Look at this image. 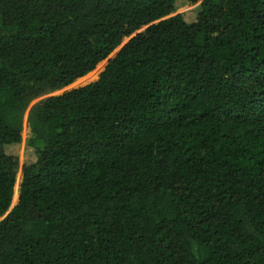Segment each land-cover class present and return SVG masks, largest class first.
<instances>
[{"label": "trees", "instance_id": "trees-1", "mask_svg": "<svg viewBox=\"0 0 264 264\" xmlns=\"http://www.w3.org/2000/svg\"><path fill=\"white\" fill-rule=\"evenodd\" d=\"M199 1L0 0V264H264V0Z\"/></svg>", "mask_w": 264, "mask_h": 264}, {"label": "rangeland", "instance_id": "rangeland-1", "mask_svg": "<svg viewBox=\"0 0 264 264\" xmlns=\"http://www.w3.org/2000/svg\"><path fill=\"white\" fill-rule=\"evenodd\" d=\"M202 1L203 0H200L196 4H185V5H182L180 8H178V10L176 11V13H174V15H177V14L190 15V13L192 11H194V10H196V8H198V6L202 3ZM174 15H172V16H174ZM146 28L147 27L141 28L140 30H138L137 32H135L133 34V36L125 38L123 40V42H122V45L120 47H118L107 59H105L104 61H102L97 66V68L93 71L94 73L91 72L92 74H90V73H89V75L87 74L88 76L85 79L79 80V81L77 80L76 82H74L73 84L65 87L64 89L59 90V91H56V92H53V93L48 94L46 96L62 95V94L66 93V92H69L71 90L78 89V88L84 87V86H86L88 84H91L93 82H96L99 79L100 74L105 70V68L108 65V63L112 59H114L116 57V55L119 53V51L121 50V48L125 44H127V42L132 37H134L138 33H141L143 31H145ZM46 96H44V97H46ZM44 97H41V98H38L37 100H35L31 104V106L33 104H36L40 100H42ZM28 114H29V111H27V113L25 115V118H24V126H23V132H22V142L20 144L16 145V146L10 147L9 150H8L11 155L17 157L18 160H19V166H20V168H19V172H18L17 178H18L19 174H21V182H20L19 194H18V197H17L18 199H19V196H20V189H21V184H22V180H23V172H22V169L25 166V164L31 163V162L34 161L33 151L30 148H28V143H27L28 140L31 137V132H30V129H29V126H28V123H27ZM16 182H17V179H16ZM14 192H15V190H14ZM18 199H17V201H15L14 205H11L10 210L8 212H10L15 207V205L18 202Z\"/></svg>", "mask_w": 264, "mask_h": 264}, {"label": "water", "instance_id": "water-1", "mask_svg": "<svg viewBox=\"0 0 264 264\" xmlns=\"http://www.w3.org/2000/svg\"><path fill=\"white\" fill-rule=\"evenodd\" d=\"M124 46H125V45H124ZM124 46H123V47H124ZM123 47H122V48H123ZM47 97H50V96H46V97H44L43 99H45V98H47ZM43 99H42V100H43ZM42 100H40V101H42ZM37 103H38V102H37ZM33 105H35V104H33ZM33 105H32V106H33ZM12 210H13V209H12ZM12 210H11V211H12ZM11 211H10V212H11ZM10 212H7V213H6V214L0 219V221L4 220V219L9 215Z\"/></svg>", "mask_w": 264, "mask_h": 264}]
</instances>
